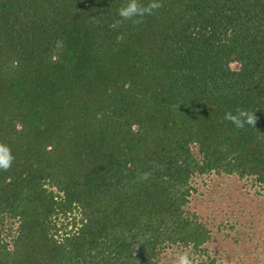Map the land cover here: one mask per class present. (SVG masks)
<instances>
[{
  "label": "trees",
  "instance_id": "16d2710c",
  "mask_svg": "<svg viewBox=\"0 0 264 264\" xmlns=\"http://www.w3.org/2000/svg\"><path fill=\"white\" fill-rule=\"evenodd\" d=\"M126 2L0 0V264H228L191 197L264 186V0Z\"/></svg>",
  "mask_w": 264,
  "mask_h": 264
},
{
  "label": "rangeland",
  "instance_id": "374dc122",
  "mask_svg": "<svg viewBox=\"0 0 264 264\" xmlns=\"http://www.w3.org/2000/svg\"><path fill=\"white\" fill-rule=\"evenodd\" d=\"M191 205L212 232L209 250L228 264H264V186L235 175L196 178Z\"/></svg>",
  "mask_w": 264,
  "mask_h": 264
},
{
  "label": "clouds",
  "instance_id": "9594fccd",
  "mask_svg": "<svg viewBox=\"0 0 264 264\" xmlns=\"http://www.w3.org/2000/svg\"><path fill=\"white\" fill-rule=\"evenodd\" d=\"M163 7L161 0H149L147 4L139 3V0H127L118 10V15L121 19L116 20L111 25L116 29L122 23L130 21L133 25L143 23V18L147 15H153L156 10ZM229 69L235 71V67L229 64ZM257 111V110H256ZM256 111H251L244 108H237L235 112H228L225 114V119L236 126L237 129L244 130L247 127L257 128L258 116ZM18 130L19 125L17 126ZM136 126H133V131H136ZM15 157L11 148L3 143H0V170L7 171L12 167ZM150 173H143L138 176L139 180H146ZM177 264H194V257L188 252L180 254L177 258Z\"/></svg>",
  "mask_w": 264,
  "mask_h": 264
}]
</instances>
